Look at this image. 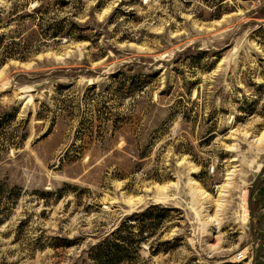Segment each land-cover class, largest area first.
Masks as SVG:
<instances>
[{"label":"rangeland","instance_id":"obj_1","mask_svg":"<svg viewBox=\"0 0 264 264\" xmlns=\"http://www.w3.org/2000/svg\"><path fill=\"white\" fill-rule=\"evenodd\" d=\"M66 1L0 0V264H96L152 206L121 264H264V0Z\"/></svg>","mask_w":264,"mask_h":264},{"label":"trees","instance_id":"obj_2","mask_svg":"<svg viewBox=\"0 0 264 264\" xmlns=\"http://www.w3.org/2000/svg\"><path fill=\"white\" fill-rule=\"evenodd\" d=\"M57 10L67 7L66 0H56ZM37 7L35 10H38ZM42 12L41 10H38ZM41 18L44 23L45 15L48 11L42 12ZM46 34L50 38L62 40L87 41L86 29L72 18L54 19L53 24L47 26ZM170 209L159 206L149 207L140 214H135L127 218L105 241L99 243L91 249L90 259L96 264H121L140 251L144 243L149 242L154 236L158 226L162 225L168 218ZM150 237V238H149ZM149 238V240H148Z\"/></svg>","mask_w":264,"mask_h":264}]
</instances>
